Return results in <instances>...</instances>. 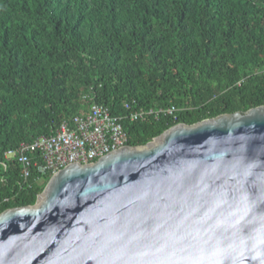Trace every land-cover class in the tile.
<instances>
[{
  "label": "trees",
  "instance_id": "trees-1",
  "mask_svg": "<svg viewBox=\"0 0 264 264\" xmlns=\"http://www.w3.org/2000/svg\"><path fill=\"white\" fill-rule=\"evenodd\" d=\"M93 103L124 118L132 146L264 105V0H0V214L51 178H25L7 152ZM126 103L178 111L133 122Z\"/></svg>",
  "mask_w": 264,
  "mask_h": 264
},
{
  "label": "water",
  "instance_id": "water-1",
  "mask_svg": "<svg viewBox=\"0 0 264 264\" xmlns=\"http://www.w3.org/2000/svg\"><path fill=\"white\" fill-rule=\"evenodd\" d=\"M0 264H264V105L63 168L0 214Z\"/></svg>",
  "mask_w": 264,
  "mask_h": 264
},
{
  "label": "built area",
  "instance_id": "built-area-1",
  "mask_svg": "<svg viewBox=\"0 0 264 264\" xmlns=\"http://www.w3.org/2000/svg\"><path fill=\"white\" fill-rule=\"evenodd\" d=\"M84 99L93 98L89 94ZM130 110L128 118L133 122L173 116L177 107H151ZM123 117L114 116L109 107L93 103L88 112L64 121L55 134L41 136L33 142H24L17 149L10 150L6 156L18 159L24 168V177L33 176L35 171L41 178L51 177L72 163H92L105 155L129 145V135L123 124ZM4 167L7 165L3 163Z\"/></svg>",
  "mask_w": 264,
  "mask_h": 264
},
{
  "label": "bare ground",
  "instance_id": "bare-ground-1",
  "mask_svg": "<svg viewBox=\"0 0 264 264\" xmlns=\"http://www.w3.org/2000/svg\"><path fill=\"white\" fill-rule=\"evenodd\" d=\"M121 116V115H120Z\"/></svg>",
  "mask_w": 264,
  "mask_h": 264
}]
</instances>
